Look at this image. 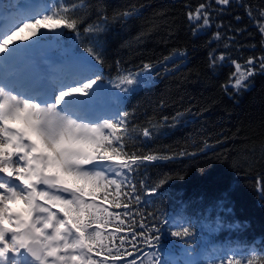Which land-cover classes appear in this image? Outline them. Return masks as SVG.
I'll list each match as a JSON object with an SVG mask.
<instances>
[{"label": "snow or ice", "instance_id": "obj_1", "mask_svg": "<svg viewBox=\"0 0 264 264\" xmlns=\"http://www.w3.org/2000/svg\"><path fill=\"white\" fill-rule=\"evenodd\" d=\"M211 3L186 12L194 34L211 27ZM88 7L86 0H0V264H264V246L193 257L196 221L147 211L144 197L170 177H136L145 165L173 157L136 146L156 125L137 131L123 104L151 79L154 65L132 71L116 61L117 74L106 81L96 37L108 17L101 9L99 22L87 23ZM247 15L264 47V7L254 13L248 6ZM66 33L75 46L61 42ZM183 55L177 50L164 61ZM209 56L213 68L225 60ZM231 63L225 92L247 89L257 69L264 72V54ZM259 190L264 195V186ZM161 224L175 238L167 246ZM174 246L181 254L170 257Z\"/></svg>", "mask_w": 264, "mask_h": 264}, {"label": "trees", "instance_id": "obj_2", "mask_svg": "<svg viewBox=\"0 0 264 264\" xmlns=\"http://www.w3.org/2000/svg\"><path fill=\"white\" fill-rule=\"evenodd\" d=\"M203 2L86 0V22H99L101 9L108 17L96 37L104 46L99 69L106 81L116 76V61L132 71L143 63L154 65L151 79L123 104L137 131L148 122L156 125L151 139L140 137L136 146L173 157L145 165L136 177L149 183L170 177L155 195L144 197L147 211L196 221L192 253L223 242L232 249H259L264 246V195L259 190L264 186V72L257 69L247 89L238 93L225 92L222 85L234 71L232 60L243 63L264 54L247 15L248 6L255 13L264 0H231L228 6L212 0L211 27L194 34L186 12ZM125 11L130 14L119 15ZM217 32L219 40L214 39ZM61 42L75 46L76 38L66 33ZM177 50L185 55L164 61ZM210 53L224 54L223 64L211 67ZM160 226L162 241L175 239L168 225Z\"/></svg>", "mask_w": 264, "mask_h": 264}, {"label": "rangeland", "instance_id": "obj_3", "mask_svg": "<svg viewBox=\"0 0 264 264\" xmlns=\"http://www.w3.org/2000/svg\"><path fill=\"white\" fill-rule=\"evenodd\" d=\"M209 28V27H208ZM206 28H201L200 31H204ZM30 43V42H29ZM37 43H40V41H37ZM171 257V256H170Z\"/></svg>", "mask_w": 264, "mask_h": 264}]
</instances>
